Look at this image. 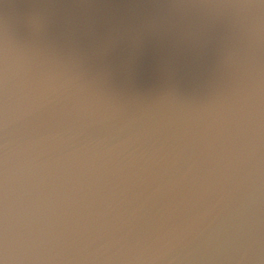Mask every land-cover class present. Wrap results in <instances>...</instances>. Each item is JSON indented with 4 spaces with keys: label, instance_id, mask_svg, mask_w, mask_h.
Returning <instances> with one entry per match:
<instances>
[{
    "label": "water",
    "instance_id": "water-1",
    "mask_svg": "<svg viewBox=\"0 0 264 264\" xmlns=\"http://www.w3.org/2000/svg\"><path fill=\"white\" fill-rule=\"evenodd\" d=\"M0 264H264V0H0Z\"/></svg>",
    "mask_w": 264,
    "mask_h": 264
}]
</instances>
